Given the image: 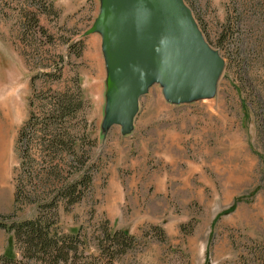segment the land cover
I'll list each match as a JSON object with an SVG mask.
<instances>
[{
    "label": "rangeland",
    "instance_id": "obj_1",
    "mask_svg": "<svg viewBox=\"0 0 264 264\" xmlns=\"http://www.w3.org/2000/svg\"><path fill=\"white\" fill-rule=\"evenodd\" d=\"M186 2L225 59L216 92L173 103L153 83L122 133L104 126L101 34H83L100 0H0V219L36 208L62 231L79 228L81 264H264V0ZM57 90L80 103L51 154L61 170L37 156L30 180L19 128L34 111L43 121ZM79 171L91 180L71 203L59 186ZM18 178L56 206L16 203ZM119 228L133 236L124 250L105 232ZM12 246L0 226V254L20 256Z\"/></svg>",
    "mask_w": 264,
    "mask_h": 264
},
{
    "label": "water",
    "instance_id": "obj_2",
    "mask_svg": "<svg viewBox=\"0 0 264 264\" xmlns=\"http://www.w3.org/2000/svg\"><path fill=\"white\" fill-rule=\"evenodd\" d=\"M101 34L108 88L104 126L129 132L153 83L173 103L215 94L225 64L186 0H100L83 34Z\"/></svg>",
    "mask_w": 264,
    "mask_h": 264
},
{
    "label": "trees",
    "instance_id": "obj_3",
    "mask_svg": "<svg viewBox=\"0 0 264 264\" xmlns=\"http://www.w3.org/2000/svg\"><path fill=\"white\" fill-rule=\"evenodd\" d=\"M47 97L52 99V106L46 112L45 119L38 121V115L34 111L22 123L18 132L17 141L22 146V158L27 160L30 180L34 178L33 159L35 160L37 156L47 157L48 154L56 153L58 147L62 148V143L70 135L65 119L67 116L72 115L80 104L74 105L65 91H52ZM39 133L41 134V146L36 148V138L40 136ZM52 155L49 156V159H44V168L48 172L61 170V164L55 161ZM64 162L65 160L62 166H64ZM26 169L24 168L25 171ZM20 176L22 175L20 174ZM81 179L83 185L87 186L91 180V175L84 176L79 171L78 174L70 175L67 180L61 181L59 187L63 190V197L65 196L71 203L79 200L83 194L82 187H76ZM18 181L15 185L14 201L16 203L32 202L36 205L56 206L55 201L50 200L51 198L40 200L45 195H39L37 192L35 194L34 191L33 195L27 193L24 179L18 178ZM0 226L12 233V248H15V244H17L20 254V256L16 255L13 249L5 250L0 254V264H29V259H35L39 264H81L75 259L77 252H80L77 250L79 228L74 231H62L58 228L57 221L52 218L51 214L42 213V211H37L35 208L33 215L27 217L10 220L1 218ZM105 232L110 239L126 244L123 245V250L133 240L132 234L124 228L106 229ZM104 258L102 257L101 260H104ZM101 264L112 263L103 261Z\"/></svg>",
    "mask_w": 264,
    "mask_h": 264
},
{
    "label": "crops",
    "instance_id": "obj_4",
    "mask_svg": "<svg viewBox=\"0 0 264 264\" xmlns=\"http://www.w3.org/2000/svg\"><path fill=\"white\" fill-rule=\"evenodd\" d=\"M96 38H97V37H96ZM96 38L94 37V39L92 40V43H95Z\"/></svg>",
    "mask_w": 264,
    "mask_h": 264
}]
</instances>
